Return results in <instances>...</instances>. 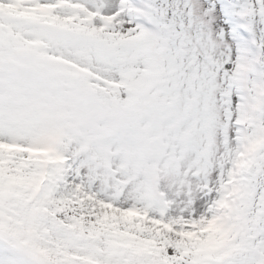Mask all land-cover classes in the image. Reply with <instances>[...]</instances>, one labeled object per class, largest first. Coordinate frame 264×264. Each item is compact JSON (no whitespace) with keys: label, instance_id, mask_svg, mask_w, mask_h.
Masks as SVG:
<instances>
[{"label":"snow or ice","instance_id":"snow-or-ice-1","mask_svg":"<svg viewBox=\"0 0 264 264\" xmlns=\"http://www.w3.org/2000/svg\"><path fill=\"white\" fill-rule=\"evenodd\" d=\"M0 264H264V0H0Z\"/></svg>","mask_w":264,"mask_h":264}]
</instances>
